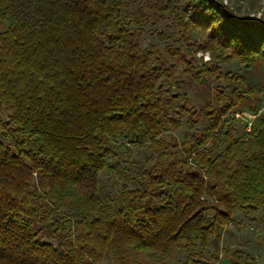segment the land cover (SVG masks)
<instances>
[{
    "label": "trees",
    "instance_id": "1",
    "mask_svg": "<svg viewBox=\"0 0 264 264\" xmlns=\"http://www.w3.org/2000/svg\"><path fill=\"white\" fill-rule=\"evenodd\" d=\"M237 6L0 0V264H213L237 211L264 227V22ZM147 22L243 73L217 87L189 58L175 79Z\"/></svg>",
    "mask_w": 264,
    "mask_h": 264
},
{
    "label": "rangeland",
    "instance_id": "2",
    "mask_svg": "<svg viewBox=\"0 0 264 264\" xmlns=\"http://www.w3.org/2000/svg\"><path fill=\"white\" fill-rule=\"evenodd\" d=\"M223 5L229 7L230 9H234L235 5L241 9V13L243 15L251 18L256 19L258 21L264 22V0H220ZM170 19H162L159 20L158 24L154 27H165L166 23H169ZM143 34L141 36L142 42L141 44L145 47L152 48V49H159L161 52L164 51V47L166 43H173L174 47H177L179 52H181V57L178 58V72L175 79H182L184 78L187 81V75L182 71V68H188L186 63H183V60H188L189 58H194L195 62L193 63L195 66H199L201 64L210 63L212 68H216L215 70V78L211 75V79L213 81L212 85L217 87H224L226 85V81L223 78V75L229 70L230 72L234 73H243L242 65L239 64L234 58H231L230 61H224L217 57L218 52L211 53V52H201L197 50L190 51L186 47V42L184 41L185 38H189L191 41H199L203 40L202 33H198L197 31H188L182 38H180L179 33L176 28L170 27L169 33L170 36L166 39H162L151 35L149 33L150 29H154L152 26L149 25V22L143 24ZM176 30V31H175ZM177 38L178 40L174 41ZM168 61H171L168 58ZM226 62V63H223ZM218 67V69H217ZM209 76V75H208ZM210 78V77H209ZM187 94L190 98V105L188 104L187 107L190 106H197L198 99L193 97L192 90L189 86L186 87ZM215 90H212V98L214 97ZM261 111L264 112V96L262 99L261 104ZM244 113V112H242ZM243 116V115H242ZM243 119V118H242ZM240 121H242L240 119ZM240 123V122H239ZM241 124V123H240ZM239 124V125H240ZM242 125V124H241ZM185 128H182L180 131L173 132L174 136H176L179 140L182 139V131ZM144 148L142 149H135L137 152L136 155L140 154ZM251 215L254 216L252 212L248 214H244L241 210L237 211V216L240 217L242 221V226H235L231 225L223 234L222 241L219 244V257L213 264H230L229 256L231 255L232 251L235 249H239L243 251V255L247 254V258L244 256H239L235 260L240 261L239 264H264V244L261 241V237L264 232V227L259 225L258 217H260V212L256 214L257 219H251ZM209 251L205 252V256L207 257V261H211L208 257ZM249 257V258H248ZM251 257V258H250ZM183 260V254L178 253L174 259V262H180ZM211 262V263H212ZM101 264H109L108 261H102Z\"/></svg>",
    "mask_w": 264,
    "mask_h": 264
}]
</instances>
